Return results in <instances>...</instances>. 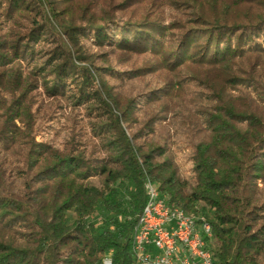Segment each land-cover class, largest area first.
Listing matches in <instances>:
<instances>
[{
  "label": "trees",
  "instance_id": "16d2710c",
  "mask_svg": "<svg viewBox=\"0 0 264 264\" xmlns=\"http://www.w3.org/2000/svg\"><path fill=\"white\" fill-rule=\"evenodd\" d=\"M89 36L156 80L141 104ZM42 93L94 119L89 153L35 140ZM187 97L189 178L150 137ZM146 180L210 225L217 263L264 264V0H0V264H136Z\"/></svg>",
  "mask_w": 264,
  "mask_h": 264
},
{
  "label": "rangeland",
  "instance_id": "374dc122",
  "mask_svg": "<svg viewBox=\"0 0 264 264\" xmlns=\"http://www.w3.org/2000/svg\"><path fill=\"white\" fill-rule=\"evenodd\" d=\"M169 13L172 11L168 9ZM90 38L83 39V46L87 53L94 56V62L99 67H105L106 63L103 57L106 56L114 71L120 72V78H111L110 83L118 87V89L126 96L133 97L136 102L141 104L146 95L148 94L150 88L155 85V81L152 77L136 78L130 79L128 74L121 73L127 69V64H122L120 59L118 60L111 54L110 48L108 46L99 48ZM143 56L139 57V60ZM139 61V62H140ZM41 90V88H39ZM190 94H197L199 88L195 85L191 87ZM41 103V116L36 124L35 140L46 142L49 145L62 149L68 143L71 135L74 133L76 139L82 144L89 153L92 149V145L96 144V140H93V133L91 128V123L94 119H90L84 108H73L72 102L70 100L66 101L64 98L52 100L46 97L44 93L39 96ZM193 109L191 104L188 102V97L184 105H180L170 110L168 113L160 114L161 117L155 121L154 133L150 135L154 141L158 142L160 145H165L169 151L173 160L179 166V171L183 177L189 178L192 175V162H191V150L192 145L197 141L198 137L195 135V130L193 125L188 122L187 110ZM44 115V116H43ZM136 115L143 121V112L138 111ZM190 124V125H189ZM126 132L128 134L134 133L136 127L127 128ZM99 149V147H98ZM94 155V154H93ZM96 157L102 158L101 150L95 153ZM90 181L96 186L99 185V178L94 176ZM18 186L21 185V181L16 182ZM261 195L264 199V184L260 183ZM204 203H199L198 206H202ZM98 223V221H97Z\"/></svg>",
  "mask_w": 264,
  "mask_h": 264
},
{
  "label": "built area",
  "instance_id": "2783aa9c",
  "mask_svg": "<svg viewBox=\"0 0 264 264\" xmlns=\"http://www.w3.org/2000/svg\"><path fill=\"white\" fill-rule=\"evenodd\" d=\"M146 196L157 195L151 208H143L132 235L136 264H219L208 243L212 234L203 218L185 219L167 207L159 191L145 188ZM199 224H207L209 238H202ZM103 264H110L109 258Z\"/></svg>",
  "mask_w": 264,
  "mask_h": 264
},
{
  "label": "bare ground",
  "instance_id": "6f19581e",
  "mask_svg": "<svg viewBox=\"0 0 264 264\" xmlns=\"http://www.w3.org/2000/svg\"><path fill=\"white\" fill-rule=\"evenodd\" d=\"M145 188L153 189V191H159L157 186L154 185L151 181H145ZM165 198V196H164ZM166 200V198H165ZM157 202V195H149L147 197L146 203L144 204L143 208H151V204H155ZM167 207L172 209V211H176L179 213L180 216L184 217L185 219H199L200 216L196 217L194 215L188 214L184 210L178 207H172L170 204L167 203ZM199 232H201L202 238H209V229L207 228V224H199Z\"/></svg>",
  "mask_w": 264,
  "mask_h": 264
}]
</instances>
